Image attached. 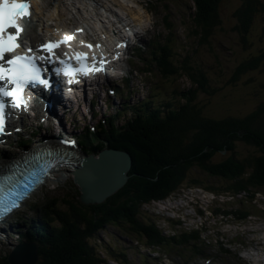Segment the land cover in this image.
<instances>
[{"label":"trees","instance_id":"obj_1","mask_svg":"<svg viewBox=\"0 0 264 264\" xmlns=\"http://www.w3.org/2000/svg\"><path fill=\"white\" fill-rule=\"evenodd\" d=\"M223 1L181 0L183 35L169 33L158 43L150 62L158 70L151 96L124 105L97 130L83 134L88 154L110 147L131 154L126 184L97 204L84 203L75 186L62 199L31 204L40 223L23 235L38 244L34 264H131L119 237L100 238L110 226L146 247L203 253L206 222L184 228L178 220L167 228L145 210L184 188L214 194L208 211L216 217L240 221L257 208L256 195L264 192V21L257 22L264 20V0H240L229 17L222 12ZM225 23L231 26L226 33L238 34L243 48L230 43L221 60L211 39ZM127 107L132 115L117 123ZM202 209L201 217L208 208ZM0 264H14L3 250Z\"/></svg>","mask_w":264,"mask_h":264},{"label":"rangeland","instance_id":"obj_2","mask_svg":"<svg viewBox=\"0 0 264 264\" xmlns=\"http://www.w3.org/2000/svg\"><path fill=\"white\" fill-rule=\"evenodd\" d=\"M127 1L131 3H136L138 1V3H140L141 5H146L145 0H127ZM162 1H165V0H162ZM162 1H160V4H163ZM180 1L181 0H167L166 1V4L170 6L169 8L170 18L175 19L176 22H181L183 19L182 9H180ZM183 1H186V0H182V2ZM128 2L124 1V3L122 4L118 2H114V3L116 4V9L120 12L122 9L126 7L128 8L130 7ZM104 5H108L107 2ZM239 5H240V0H227V1L224 0L221 4L224 17H229L228 16L229 11H231L232 9L236 8ZM139 9L141 10L140 7ZM61 11L62 10H60L58 13H54V12L49 13L48 16L54 19L55 21L57 20L64 21L65 15ZM166 15H165V18H166ZM158 19L162 20V13L158 14ZM186 19H188L187 14L185 16V20ZM263 21L264 20L260 18L257 22L261 23ZM225 24L227 25H224V27L217 30V36L211 39L213 41V46L215 47L214 53L219 54L220 55L219 57L221 58V60L222 59L224 60V57L222 56L223 52L221 50L224 49L225 51L226 48L229 47L228 45L230 43H233L236 48H240V49L243 48V43H239V40H241L240 36L233 31L226 33L227 30L231 28V26L228 23H225ZM249 38L252 39L253 36L251 35ZM206 53H208L209 55L211 54L209 50H206ZM138 84L141 85L142 81L138 82ZM182 86L186 87L187 85L185 83H182ZM140 92H143V94L138 93V92L134 94L133 98L135 100H139L141 97L145 96L148 93V89L145 88L141 90ZM69 168L70 167L63 168L57 173H55V175H52L50 181L47 182L45 186H43L41 189H39L34 194V196L31 198V201H34L39 198L45 199V198H53V197H58L59 199H62L64 193L70 191L69 189H71V187L75 186V189L79 188V186L74 181V175L72 173L73 171H71V169L69 170ZM74 193L75 192H73V194ZM256 197H257V200H256L257 208L253 209V214L254 215L258 214L259 216H256L257 217L256 221H252L249 227V230L256 229L253 231L258 233L256 236L255 243L253 244L251 243V241H248L247 248L241 249V250L232 249V252H233L232 254L242 257L243 260L245 257H250V255L253 253V248L255 247L256 243H262V241L264 240V192H258ZM216 198L217 197L214 194L210 193L209 191H206L205 189L184 188L180 192L172 194L170 197H168L165 200L156 201V202L151 203L148 206H145V210H147L151 214H154L155 218L158 219L159 224L165 225L167 228L172 227V226H177V223L175 222L178 220H180V222H183L182 227L184 228H191V226L193 227L199 226V228H201L203 227V225L205 226V222H206L207 230L203 232V236L207 239H209L210 237L215 238V235H214L215 232L217 234H225V233H228L229 231H232V232L242 231L243 227L235 224V222L233 221L234 220L233 218L224 219L222 217H216L213 214V212L208 211L210 209L208 205L213 203V201ZM238 199L247 200L248 197H246V195H240ZM202 208L203 209L208 208L206 212L207 216L206 215L202 217L199 216L200 214L198 213V211L199 209H202ZM252 218L254 219L255 217H251L250 220H252ZM227 222H230V223H227ZM109 230H111L112 233L114 232L116 233L119 231V229L114 228L112 226L109 227ZM108 235H109L108 231L100 232V238H102L103 236L104 238L106 237L105 241L110 240L111 238H113L114 240L116 239V236L115 237L111 236L109 238ZM120 235L121 233L118 234V236ZM250 237L251 235H249V238ZM214 241L215 240H213V242ZM216 241H218V238H216ZM122 242L123 243L125 242L123 237H122ZM1 245L4 246L5 250L7 249L6 243L3 242L1 243ZM126 247L128 248V246ZM217 247L218 246H215V252L218 255H221L220 251L217 250ZM141 248L143 250L142 255L139 254L141 253L139 252V247H132L131 249L128 248L127 257L129 258L131 264H155L151 261V258L147 256V255H150L148 253L151 249L144 248V247H141ZM7 251H9V249ZM198 263L202 264L203 261L198 260ZM110 264H119V263L110 261Z\"/></svg>","mask_w":264,"mask_h":264},{"label":"snow or ice","instance_id":"obj_3","mask_svg":"<svg viewBox=\"0 0 264 264\" xmlns=\"http://www.w3.org/2000/svg\"><path fill=\"white\" fill-rule=\"evenodd\" d=\"M33 9L31 0H0V132L5 130L6 122V104L3 97L11 98L13 108H23L27 110L29 98L25 95L26 89L31 87L43 86L50 88L49 78L42 75L47 71L38 62H47L55 64L59 61L60 67H53L52 72L57 75L75 77L77 75H90L93 72L105 70L103 65L107 62L98 59L95 56L89 57L87 53L76 52L74 56L65 55L61 59L56 55V49L63 44H68L75 39V34L65 36L58 41H48L39 46V51L46 52L47 55H35L31 47L27 51L18 55H9L15 53L23 42L22 36L25 27L20 23L21 19L31 18ZM77 31H83L78 29ZM84 43V42H82ZM89 48L100 47V45L87 44ZM123 46V45H121ZM75 60V64L72 61ZM78 80L69 79L68 83H78ZM65 143L74 144L75 141H65ZM47 175V171L45 172ZM42 182V181H41ZM12 207H18L16 203ZM5 212L10 209H5Z\"/></svg>","mask_w":264,"mask_h":264},{"label":"water","instance_id":"obj_4","mask_svg":"<svg viewBox=\"0 0 264 264\" xmlns=\"http://www.w3.org/2000/svg\"><path fill=\"white\" fill-rule=\"evenodd\" d=\"M132 167V156L126 150L106 148L98 155L84 154L79 164L73 168L74 181L81 191V200L86 204H97L123 187ZM37 252L19 255L18 250L11 253L9 261L14 264H34Z\"/></svg>","mask_w":264,"mask_h":264},{"label":"bare ground","instance_id":"obj_5","mask_svg":"<svg viewBox=\"0 0 264 264\" xmlns=\"http://www.w3.org/2000/svg\"><path fill=\"white\" fill-rule=\"evenodd\" d=\"M169 20H172V19L169 18ZM33 23H36V20H35V19H33ZM175 23H176V20H174V24H175ZM172 28H173V26H171V22H170L167 33H170V32L172 31ZM41 30H42V31H45L44 29H41ZM34 36H35L36 38L38 37V35H36V34H34Z\"/></svg>","mask_w":264,"mask_h":264}]
</instances>
